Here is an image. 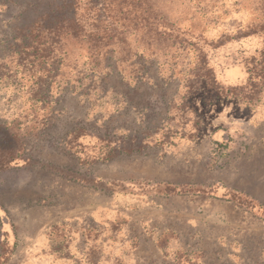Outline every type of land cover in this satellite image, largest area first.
<instances>
[{"label":"rangeland","instance_id":"374dc122","mask_svg":"<svg viewBox=\"0 0 264 264\" xmlns=\"http://www.w3.org/2000/svg\"><path fill=\"white\" fill-rule=\"evenodd\" d=\"M38 4L39 0H33L27 8L23 0H0V125L15 136L6 142L12 149L7 155L23 154L33 161L0 169V238L5 230L17 236L16 249L4 264H62L63 258L51 252L47 239L55 224L67 220L78 226L79 221L83 226L104 225L111 212L117 211L111 205L121 207L123 203L121 193L104 188L107 179L120 180L134 173L132 168L158 160L160 153L165 156L171 149L187 148L180 140L194 128L192 124L199 129L202 119L212 121L235 109L234 98H216L209 92L213 90L208 88L211 84L204 73V54L214 65L226 52L225 44L264 43V0H145L144 14L165 31L156 40L157 48L152 45L154 52L143 50L149 35L132 30V19L123 21L131 24V47L144 51L129 61L144 65L146 75L138 79H130L129 73L124 76L113 57L108 62L109 75L93 74L86 52L75 41L67 48V64L52 77L37 82L33 73L43 72L21 62L20 51L25 16L30 15L23 11ZM35 88L42 93L35 94ZM79 127L99 134L104 142L111 140L117 149L139 147L142 151L85 163L82 152L75 153L69 143ZM198 136L202 137L203 131ZM158 137L177 142L162 148L141 145L144 139ZM47 165L97 178L99 189L80 185ZM131 228L138 233L137 225L131 224ZM79 239L71 252L81 255L84 237ZM258 255L245 264H264L260 251ZM73 262L69 258L64 264ZM224 264L231 262L226 259Z\"/></svg>","mask_w":264,"mask_h":264},{"label":"crops","instance_id":"0c3cea01","mask_svg":"<svg viewBox=\"0 0 264 264\" xmlns=\"http://www.w3.org/2000/svg\"><path fill=\"white\" fill-rule=\"evenodd\" d=\"M233 100L235 109L222 117L202 119L199 129L192 124L180 140L187 148L160 153L120 180L107 179L105 189L121 193V207L111 205L117 211L104 225L59 221L47 232L51 252L62 264L69 258L73 264H224L226 259L245 264L259 251L263 257L264 217L241 200L264 207V100L250 106ZM174 141L158 137L141 145L162 148ZM141 151L123 148L122 154ZM88 178L93 184L77 183L99 189L98 179ZM62 224L66 234L56 247L50 233ZM79 236L85 245L81 255L71 252Z\"/></svg>","mask_w":264,"mask_h":264},{"label":"trees","instance_id":"16d2710c","mask_svg":"<svg viewBox=\"0 0 264 264\" xmlns=\"http://www.w3.org/2000/svg\"><path fill=\"white\" fill-rule=\"evenodd\" d=\"M31 1L33 0H23V3L28 8V3ZM144 2L145 0H39V4L33 10L26 8L23 11L30 15L25 16L26 33L24 45L20 51L21 62L38 69L37 71H42L41 75L33 73L36 81L41 82L55 75L60 67L67 64L70 59L67 48L77 41L75 43H79L83 52H86V60L91 63L93 74L101 72L104 76L109 75L108 62L113 57L125 72L124 76L128 73L130 79L144 76L146 75V71L142 70L144 65L129 61L133 56L139 58L144 51L139 47H131L128 40L131 24L123 21L127 18L135 21L132 23V30L149 35L145 42L142 41L143 50L154 52L153 46L157 48L156 40L158 41L165 31L160 29L163 25L153 20L150 15L144 14L147 12V8H143ZM185 38L189 41V37L185 36ZM224 46H226V52L216 60L214 65H211V59L207 53L203 56L206 62L204 73L206 80L211 84L208 88L211 87L213 90L209 92L214 93L216 98H235L239 103L247 106L264 100V43L254 44L249 41L246 44L238 41ZM34 92L42 93L38 88H35ZM7 128L0 125V141H2L0 169L33 163L32 158L23 154L7 155L12 149L6 146V142L9 141V137L15 138ZM71 137L69 142L71 147L75 153L82 152L85 163L96 162L100 158L108 161L122 152V149H117L111 140L106 139L104 142V138L99 134L91 133L84 127L75 129ZM103 149L106 150L104 155L100 153ZM126 150L129 152L135 148L128 147ZM47 166L59 175L76 182L93 184V180H89L85 174L74 169ZM172 188L168 187V189ZM177 190L181 192L184 188L178 186ZM245 201L251 209L264 217L263 206L247 199L241 200L243 203ZM2 211H6L4 207ZM64 226V224L56 225L50 233V238L55 242L56 247L58 246L56 242L61 241V237L66 234ZM0 242V264H4L8 262L16 249V233L5 230Z\"/></svg>","mask_w":264,"mask_h":264}]
</instances>
